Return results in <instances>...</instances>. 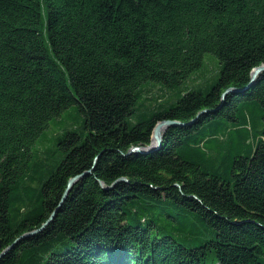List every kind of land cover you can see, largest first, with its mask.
<instances>
[{
    "label": "trees",
    "instance_id": "16d2710c",
    "mask_svg": "<svg viewBox=\"0 0 264 264\" xmlns=\"http://www.w3.org/2000/svg\"><path fill=\"white\" fill-rule=\"evenodd\" d=\"M261 64L264 0H0V264H264Z\"/></svg>",
    "mask_w": 264,
    "mask_h": 264
},
{
    "label": "water",
    "instance_id": "95a60500",
    "mask_svg": "<svg viewBox=\"0 0 264 264\" xmlns=\"http://www.w3.org/2000/svg\"><path fill=\"white\" fill-rule=\"evenodd\" d=\"M264 72V64H261L255 68H253L251 70V73H250V80L249 82L247 83V85L243 88L241 87H236V86H230L229 88H227L223 94H222V99L224 100L226 98V96L230 93H235V92H240V91H243L245 90L246 88L252 86L253 84L256 83V81L258 80V78L260 77V75ZM207 110H202L200 111L198 115L206 112ZM193 121V120H192ZM191 121V122H192ZM185 123L184 122H181L179 120H173V119H163V120H160L158 121L155 126L153 127L152 129V132H151V137H150V143L147 144V145H133L130 147V149L128 150L127 154H130V153H143V154H148L150 152H153L157 149H159L162 145V142H163V136H164V133L165 131L171 127V126H177V125H184ZM91 172V169H87L81 173H78L72 177L69 178L68 182H67V187L65 188V191L62 195V198L59 202V205L58 207L62 204V202L66 199L68 193L70 192V190L72 189V186L80 179L82 178L83 176L87 175L88 173ZM120 180H124V181H127V178L126 177H120L118 178L117 180H115L111 185L109 186H105L103 185V183L101 182V185L105 188H110V187H113V185L117 182V181H120ZM58 207L54 210V212H52L49 216V218L41 225V227L37 228L36 230H33L31 232H28V233H25L23 235H21L18 239L20 238H23V237H26V236H30L36 232H39L40 230H42L52 219L53 217L55 216L56 214V211L58 210ZM17 239V240H18ZM13 244L10 245V247H12ZM10 247H7L4 251H2V253L0 254V257L10 248Z\"/></svg>",
    "mask_w": 264,
    "mask_h": 264
},
{
    "label": "rangeland",
    "instance_id": "374dc122",
    "mask_svg": "<svg viewBox=\"0 0 264 264\" xmlns=\"http://www.w3.org/2000/svg\"><path fill=\"white\" fill-rule=\"evenodd\" d=\"M206 58H207V61H210V62H213V61H214V62H216L215 59H214L215 57H214L213 55H208ZM207 61H206V62H207ZM214 62H213V63H214ZM244 87H245V86H244ZM248 88H249V87H248ZM248 88H246V89H248Z\"/></svg>",
    "mask_w": 264,
    "mask_h": 264
},
{
    "label": "bare ground",
    "instance_id": "6f19581e",
    "mask_svg": "<svg viewBox=\"0 0 264 264\" xmlns=\"http://www.w3.org/2000/svg\"><path fill=\"white\" fill-rule=\"evenodd\" d=\"M158 150V149H157ZM156 151V150H155ZM154 152V151H153ZM150 153H152V152H150ZM149 154V153H148Z\"/></svg>",
    "mask_w": 264,
    "mask_h": 264
}]
</instances>
